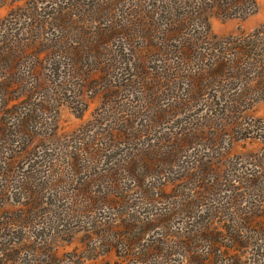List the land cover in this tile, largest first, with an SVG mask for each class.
<instances>
[{
	"label": "rangeland",
	"instance_id": "374dc122",
	"mask_svg": "<svg viewBox=\"0 0 264 264\" xmlns=\"http://www.w3.org/2000/svg\"><path fill=\"white\" fill-rule=\"evenodd\" d=\"M171 2L0 0V45L18 57L0 76L15 73L0 116L29 111L35 131L15 151L0 140V164L14 170L0 177V264H232L237 250L213 252L206 229L218 241L233 232L243 264H264V234L240 220L264 192L258 69L229 59L200 95L171 74L188 64L175 45L214 57L213 46L262 29L264 0L244 16L207 13L197 35L154 46L146 31L165 28Z\"/></svg>",
	"mask_w": 264,
	"mask_h": 264
},
{
	"label": "trees",
	"instance_id": "16d2710c",
	"mask_svg": "<svg viewBox=\"0 0 264 264\" xmlns=\"http://www.w3.org/2000/svg\"><path fill=\"white\" fill-rule=\"evenodd\" d=\"M170 5H163V8L161 9V20L162 25L165 26V28L160 31L161 27L159 29L155 30V27H152L151 29H147L146 34L153 35L154 40L152 39V45L156 46V42H161L164 46H167L169 44V39H178L183 35H197V33H200L201 29L198 28L199 22L201 21L202 24H208V15L207 13L213 14L214 12H220L224 13L228 16H244V14L248 13L251 10L255 9V0H171ZM199 21V22H195ZM197 25V26H196ZM208 29V28H207ZM214 37V36H213ZM157 39V40H156ZM214 41V38H213ZM183 43V42H182ZM227 45L222 46V48L225 51L218 50L215 46L214 48V57H211L212 51L209 53H205L203 56L200 55L198 52V47H195L193 45H187V47H183V45H175L177 52L185 55L186 57V63H188L185 67H177V69H173L171 74L175 79H178L179 77L186 76L188 79V82L190 85L194 84L195 89L194 92L197 93V95H200V93L206 91L209 89L210 85H212L213 81H217L218 77H221L223 74H227V66L230 64V60L238 63L236 66L233 62V68L238 70L242 67L247 66H253L254 69H258V79H259V87L261 90L264 88V27L262 29H258L248 36L244 37H234L233 39H229L226 41ZM161 45V44H160ZM201 48V47H199ZM6 49H9L6 46L0 45V76L1 78L4 76L6 70L5 68L13 66L15 68L18 57L16 55V58H14V54H10L7 52ZM263 56L261 58H254L253 56ZM203 57V58H202ZM252 58V59H250ZM198 60L199 62H196ZM11 63V65H10ZM57 70V68H56ZM178 70V71H176ZM240 72V71H238ZM171 74H169L171 76ZM169 76V77H170ZM224 76V75H223ZM15 73L11 75L9 78V81L14 79ZM9 81L6 82H0V96L2 100L4 101L3 95H6L7 87ZM261 81V82H260ZM193 91V90H192ZM26 102V101H21ZM6 101L1 103L0 110H4ZM14 109L8 108V111L6 116L1 115L0 116V140L1 142L4 141L8 145V148H10L12 151H15L14 148L10 147L11 144L16 140L15 138H22L24 137V142L29 141L33 138L34 134V127L29 126V116L30 113L24 111L23 113H19V111L13 112ZM13 114V115H11ZM10 116V121H9ZM263 158H259V160H262ZM5 165L0 164V177H9L13 173V167L12 163L5 161ZM260 164H258L259 166ZM52 168V167H51ZM40 169L36 167L35 165L32 166L31 171L29 172L32 175H35L38 173ZM44 172V170H42ZM32 175L29 177L31 178ZM70 177V176H69ZM4 190V185L1 186ZM26 187V186H25ZM27 188L30 190V192L33 190L32 187ZM87 194L88 192L85 191ZM258 197H261L262 199H259L258 202L255 201L251 203L250 206L247 207V209L250 211V214H243L240 218L241 221H244L248 223V226L250 224L255 223L258 227V231L262 232L264 234V192L258 193ZM87 203H89L90 200H93V197L86 199ZM110 199H105L106 202H108ZM56 201V200H55ZM96 202V199L94 200V203ZM46 205H49V209L51 211H54L52 214V217L50 218L54 219L57 218V213L59 212L58 209L61 208L58 204V201L56 203L46 201ZM35 205V202L32 198H28L27 201V208L28 216L33 212V209L37 211V208L33 207ZM51 206H55L56 208H52ZM69 208V207H67ZM60 214V213H59ZM13 215V214H12ZM15 216V215H13ZM49 216V214H48ZM8 217V216H7ZM15 217H9L8 219L10 221L13 220ZM24 219L26 217L24 216ZM26 221V220H25ZM251 222V223H250ZM247 230V228H245ZM203 234L204 238L212 237V251H216L215 247H218L221 245V247L224 248L223 255H227V251L229 249L237 250L235 255H231L230 259L233 260L232 264H243L241 260H243L242 253L244 250V241H242L238 236L235 238L233 236V232L226 234L224 239L221 241H218V237L216 235L209 234V229H206L205 231L201 232ZM230 234V235H229ZM221 237L222 234H220ZM230 236V237H229ZM251 236H249L250 238ZM227 239H229L232 243H225L227 242ZM198 241H200V238L198 237ZM242 250V252H241ZM217 254V252H216ZM213 255V259L214 256ZM7 258H10V256H13V253H7ZM158 255V254H157ZM208 260L211 262V264H217L219 260ZM227 257V256H226ZM141 259V258H140ZM145 259V258H144ZM143 259V260H144ZM147 260V258H146ZM229 261V259H228ZM142 262V260L140 261ZM226 260L220 261L219 264H228ZM247 263V261L245 262Z\"/></svg>",
	"mask_w": 264,
	"mask_h": 264
}]
</instances>
